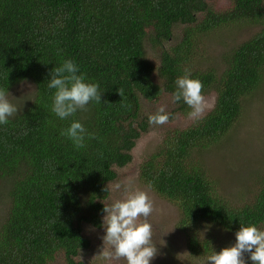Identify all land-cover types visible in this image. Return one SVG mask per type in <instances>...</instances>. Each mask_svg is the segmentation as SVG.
<instances>
[{"label": "trees", "instance_id": "obj_1", "mask_svg": "<svg viewBox=\"0 0 264 264\" xmlns=\"http://www.w3.org/2000/svg\"><path fill=\"white\" fill-rule=\"evenodd\" d=\"M213 1L0 0V88L9 94L26 81L36 87L32 102L0 124L1 192L9 206L0 223V264H87L79 259L91 247L84 228H101L105 189L116 169L132 162L148 130L142 100L174 98L175 81L186 73L203 83L204 95L216 94L215 106L192 125L165 132L139 165V177L176 205L193 257L214 254L210 230L236 234L253 224L264 230V178L251 200L236 205L201 166L241 121L245 103L264 89V0H226L223 11ZM179 25L181 41L166 48ZM248 25L261 30L227 49L221 65L204 69L196 61L211 34ZM147 46L158 50V65ZM66 60L86 82L98 83L102 96L61 120L51 111L56 90L48 83ZM175 103L189 116L183 99ZM73 121L96 135L84 148L60 135ZM204 229L209 233L202 238ZM246 264H253L250 256Z\"/></svg>", "mask_w": 264, "mask_h": 264}, {"label": "rangeland", "instance_id": "obj_2", "mask_svg": "<svg viewBox=\"0 0 264 264\" xmlns=\"http://www.w3.org/2000/svg\"><path fill=\"white\" fill-rule=\"evenodd\" d=\"M226 0H214L213 7L223 11ZM183 25L174 29L172 39L166 48L176 45L183 37ZM261 30V26L248 25L211 34L212 37L196 50V61L202 68L222 64V54L229 48L240 45ZM210 35V36H211ZM150 59L159 64L158 50L147 46ZM36 87L31 81L21 82L8 94L9 101L18 112L22 111L34 98ZM210 107L203 117L215 106L216 94L205 95ZM164 107L170 119L164 125H150L147 132L139 139L133 150V160L123 168H117V179L109 185L110 195L106 205L111 206L118 200H124L130 192H146L154 205V211L147 218L152 225V242L158 247L157 256L150 264H209L208 257H193L188 247L187 235L180 229V212L175 204L155 193L144 185L139 177V165L157 151L163 134L170 128H184L192 125L194 119L179 112V105L172 95H164L156 101L142 100L141 119L149 122V116L155 115L159 108ZM17 112V113H18ZM201 166L215 181L219 193L233 204H242L251 200L258 188V182L264 178V89L245 103L244 112L238 125L228 133L218 147L208 151L201 159ZM5 181L0 179V223L7 217L9 206L7 198H2ZM116 185H120L117 189ZM107 214L105 213L104 216ZM104 218V217H103ZM145 218L141 217L139 222ZM209 229V228H208ZM208 238L213 241V253H219L236 243V234L222 230H210ZM209 231L202 230L200 237L205 238ZM85 236L90 240L91 247L80 252V260L87 264H127L124 258H115L114 248L104 245L106 235L104 220L101 228L85 226ZM250 256L245 253V260ZM54 264H66L62 259Z\"/></svg>", "mask_w": 264, "mask_h": 264}, {"label": "clouds", "instance_id": "obj_3", "mask_svg": "<svg viewBox=\"0 0 264 264\" xmlns=\"http://www.w3.org/2000/svg\"><path fill=\"white\" fill-rule=\"evenodd\" d=\"M50 76L48 87L56 90L51 111L61 120L74 116L78 110L87 111L91 102H101L99 84L86 82L85 75L72 60L52 69ZM175 84L174 102L183 99L191 109L189 118L201 119L210 107L202 91L203 83L186 73L177 78ZM117 91L124 97L122 88ZM17 112V107L8 99V90L0 88V124H7L8 118ZM169 119V114L161 107L155 115L149 116V124L164 125ZM60 135L71 140L77 149L86 146V138H96L79 121H73ZM116 188L119 189L120 185ZM110 190L109 186L105 189ZM154 210L152 200L144 191L130 192L124 200H118L111 206L105 204L103 212L107 215L103 220L106 235L103 240L104 245L114 248L115 258H124L127 264H150L157 256L159 250L152 242V225L147 221ZM141 217L145 218L143 222H139ZM245 253L250 254L253 264H264V230L254 224L241 226L236 233V243L209 256L208 261L209 264H246Z\"/></svg>", "mask_w": 264, "mask_h": 264}]
</instances>
